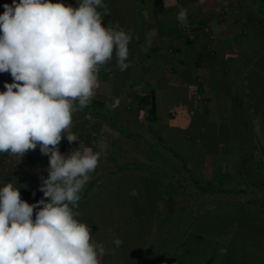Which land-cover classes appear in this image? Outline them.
Here are the masks:
<instances>
[{
    "label": "clouds",
    "instance_id": "clouds-1",
    "mask_svg": "<svg viewBox=\"0 0 264 264\" xmlns=\"http://www.w3.org/2000/svg\"><path fill=\"white\" fill-rule=\"evenodd\" d=\"M3 7L0 73H10L12 83L0 92V153L21 160L39 146L49 167L36 203L21 199L25 185L0 187V264H100L105 247L76 209L101 152L83 147L64 155L58 146L65 137L78 142L62 133L95 97L100 68L114 55L120 71L130 67L131 34L119 24L103 25L104 0H78L76 7L61 0H12ZM177 21L188 26L187 9H179Z\"/></svg>",
    "mask_w": 264,
    "mask_h": 264
},
{
    "label": "trees",
    "instance_id": "trees-1",
    "mask_svg": "<svg viewBox=\"0 0 264 264\" xmlns=\"http://www.w3.org/2000/svg\"><path fill=\"white\" fill-rule=\"evenodd\" d=\"M5 76L0 77L1 91ZM136 97L135 110L145 119L140 124L126 121L120 129L127 139L121 148L132 152L119 153L121 140H111L103 162V151L95 150L101 158L76 209L95 240L109 246L102 264L264 263V164L253 152L252 123H234L237 177L221 169L213 179L205 170L210 154L195 163L168 143L155 91ZM104 108V101L93 98L78 112L115 127ZM20 194L30 204L43 197L29 189ZM116 238L122 241L119 247Z\"/></svg>",
    "mask_w": 264,
    "mask_h": 264
},
{
    "label": "crops",
    "instance_id": "crops-1",
    "mask_svg": "<svg viewBox=\"0 0 264 264\" xmlns=\"http://www.w3.org/2000/svg\"><path fill=\"white\" fill-rule=\"evenodd\" d=\"M61 2L78 6V0ZM104 3L108 14L103 25L119 24L131 34L128 45L131 64L127 70L120 71L114 55L113 60L100 68L104 74L98 79L94 98L104 101L102 111L115 119L112 120L115 127L88 112L75 113L76 118L65 133L88 140H81L76 150L83 147L102 150L104 162L111 150L110 141L121 140L116 148L121 149L119 153H126L129 147L121 148V142L127 140L121 126L126 121L140 124L145 119L143 112L138 115L135 110L136 96L155 91L159 116L167 123L177 115L172 110L173 99L185 104L186 94L181 93L191 92L196 107H201L198 101H202L204 107L209 106L211 115L214 113L218 118L216 122L227 124L225 128L218 123L209 128L215 137L227 129V137L223 138L225 143L217 140L208 154L227 155L228 161L235 160L231 167L237 168L234 123L247 122L253 125V152L264 164V0H104ZM4 4L11 5L12 0H0V14ZM181 8L187 9V27L177 21ZM98 11L103 13V9ZM4 75H9L4 79L12 83L10 73H0V77ZM175 88L177 95L165 93ZM116 99L119 106L112 108ZM161 105L165 106L163 111ZM225 164L222 159L212 169L229 171ZM48 167L49 158L41 154L39 146L29 150L21 160L0 153V187L11 182L17 188L25 185L20 190L43 194L39 186L42 177L48 175ZM128 186L131 189L133 182ZM115 216L118 220L117 210ZM108 247L105 249L109 250Z\"/></svg>",
    "mask_w": 264,
    "mask_h": 264
},
{
    "label": "rangeland",
    "instance_id": "rangeland-1",
    "mask_svg": "<svg viewBox=\"0 0 264 264\" xmlns=\"http://www.w3.org/2000/svg\"><path fill=\"white\" fill-rule=\"evenodd\" d=\"M167 95L174 96L177 95V89L171 90L170 92H165ZM186 94V102H178V100L173 99L172 101V110L177 111V115L172 119L168 120L166 126V134L168 135L167 141L171 145L175 143L177 147V151L182 153L186 158L189 160H192L195 163H200L202 161H205L207 159V153H209V150L213 149L215 145V142H218L217 140H221V142H226L224 137H227V129L221 130L219 135L215 137V133L211 130V126H220L225 128L227 124L225 121L222 122H216V117L214 116V113L211 115L209 112V106L205 107L203 106L202 101H198L201 107H196L193 97V93L187 92V93H181ZM199 105V106H200ZM201 108V109H200ZM162 111L165 109V106L161 105ZM223 116H221L219 119H223ZM218 120V121H220ZM218 123V125H217ZM236 131V129H235ZM62 135H66V133H62ZM70 135H74L73 133ZM190 138V140L188 139ZM175 139V140H174ZM80 144V141L69 143L67 138H63L59 144V150L64 155H69L72 151V149H77ZM191 146H194V149L191 148ZM132 148H136L134 143L131 144ZM130 148V147H129ZM139 148V147H138ZM202 153V154H201ZM230 157L227 155L222 156H216V155H209L207 159V168L205 169L206 176L209 178H216V175L219 173L218 170H213L212 167L216 166L218 161L223 163H226L225 167L228 168L229 171H227L229 174H231L234 178H236V168L231 167L232 164L235 163V160H230ZM231 163L230 165H227ZM225 169V168H224ZM45 172V171H44Z\"/></svg>",
    "mask_w": 264,
    "mask_h": 264
},
{
    "label": "built area",
    "instance_id": "built-area-1",
    "mask_svg": "<svg viewBox=\"0 0 264 264\" xmlns=\"http://www.w3.org/2000/svg\"><path fill=\"white\" fill-rule=\"evenodd\" d=\"M211 38H213V36H211ZM104 74V72L102 70H100L99 72V77L98 79ZM109 76H111V74H108ZM79 140V139H78ZM80 141V140H79ZM42 171V169H40V172Z\"/></svg>",
    "mask_w": 264,
    "mask_h": 264
}]
</instances>
